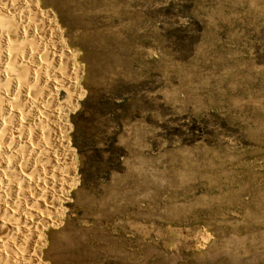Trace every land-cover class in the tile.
I'll use <instances>...</instances> for the list:
<instances>
[{"label":"rangeland","instance_id":"rangeland-1","mask_svg":"<svg viewBox=\"0 0 264 264\" xmlns=\"http://www.w3.org/2000/svg\"><path fill=\"white\" fill-rule=\"evenodd\" d=\"M29 1L71 70L33 264H264V0Z\"/></svg>","mask_w":264,"mask_h":264},{"label":"bare ground","instance_id":"bare-ground-1","mask_svg":"<svg viewBox=\"0 0 264 264\" xmlns=\"http://www.w3.org/2000/svg\"><path fill=\"white\" fill-rule=\"evenodd\" d=\"M33 5L0 0V264L34 263V227L51 218L65 169L55 129L70 62Z\"/></svg>","mask_w":264,"mask_h":264}]
</instances>
